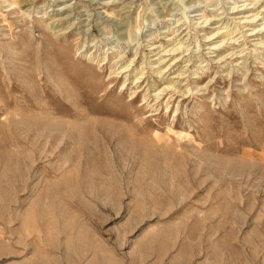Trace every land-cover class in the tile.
Listing matches in <instances>:
<instances>
[{"label": "rangeland", "instance_id": "374dc122", "mask_svg": "<svg viewBox=\"0 0 264 264\" xmlns=\"http://www.w3.org/2000/svg\"><path fill=\"white\" fill-rule=\"evenodd\" d=\"M0 264H264V0H0Z\"/></svg>", "mask_w": 264, "mask_h": 264}]
</instances>
